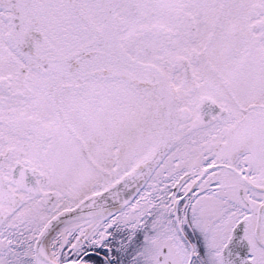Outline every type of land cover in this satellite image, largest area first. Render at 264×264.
<instances>
[{
	"label": "snow or ice",
	"instance_id": "snow-or-ice-1",
	"mask_svg": "<svg viewBox=\"0 0 264 264\" xmlns=\"http://www.w3.org/2000/svg\"><path fill=\"white\" fill-rule=\"evenodd\" d=\"M0 264H264V0H0Z\"/></svg>",
	"mask_w": 264,
	"mask_h": 264
}]
</instances>
